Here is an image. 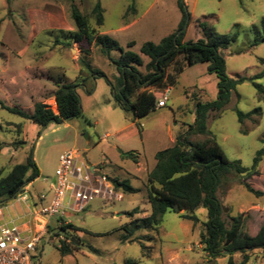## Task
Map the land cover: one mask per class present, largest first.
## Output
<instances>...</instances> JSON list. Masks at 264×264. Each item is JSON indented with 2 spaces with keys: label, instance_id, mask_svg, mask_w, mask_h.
Instances as JSON below:
<instances>
[{
  "label": "rangeland",
  "instance_id": "obj_1",
  "mask_svg": "<svg viewBox=\"0 0 264 264\" xmlns=\"http://www.w3.org/2000/svg\"><path fill=\"white\" fill-rule=\"evenodd\" d=\"M97 1L103 9L102 25H96L92 13ZM181 1L190 14L183 40L201 37L195 19L203 16L217 34H236V40L221 50L226 74L229 78L246 79L237 84L222 108L209 111L207 127L226 156L250 170L256 151L264 149V95H259L252 83L264 87V75L250 79L264 68L260 30L264 0ZM72 5L87 17L93 34H108L124 49L140 54L142 73L148 58L139 52L141 44L157 43L174 32L181 18L177 0H0V99L6 105L27 110L35 102L45 101L56 113L52 98L55 82H76L81 111L78 116L41 126L0 108V142L5 144L0 149V178L15 164L25 162L30 153L39 176L28 182L24 191L28 197L45 194L49 199L59 154L77 150L79 161L93 166L98 176L128 179L138 189L135 193H122L119 200L94 199L80 213L47 218L54 228L71 224L67 238L72 241L57 229L47 231L46 227L33 252V263L126 264L131 260L135 261L133 264H226L227 251L222 250L223 256L211 259L202 250L199 234L208 218L202 206L192 212L198 219L195 223L180 217V213L164 212L157 231L136 233L143 237L142 246L137 241H122V231L116 230L129 221L125 212L138 208L132 218L150 213L146 177L155 163L154 154L171 146L179 133L187 131L194 122L197 102L216 100L217 75L208 71V62L185 66L174 85L148 88L161 94L167 86L171 87L165 106L133 122L115 101L105 77L92 75L81 84L87 74L80 73L79 57L102 71L113 85L117 72L94 43L79 45L69 41L71 44L66 45V32L76 29L70 15ZM130 42L133 45L128 47ZM118 56V51H110L111 58ZM172 71L170 66L167 72ZM159 96H155V102ZM235 110L250 115L239 122ZM204 137L197 134L189 139ZM121 152H132L137 160L124 158ZM256 169L248 181L262 191L261 196L248 192L234 171L225 175L216 192L222 204V218L227 222L228 215L248 213L253 233L264 225V156ZM7 202H0V206ZM61 240L70 243L71 254H60L57 245ZM232 258L240 259V255L235 253ZM248 264H264V257L251 254Z\"/></svg>",
  "mask_w": 264,
  "mask_h": 264
},
{
  "label": "trees",
  "instance_id": "obj_2",
  "mask_svg": "<svg viewBox=\"0 0 264 264\" xmlns=\"http://www.w3.org/2000/svg\"><path fill=\"white\" fill-rule=\"evenodd\" d=\"M177 6L181 12V19L175 31L162 37L157 43L146 41L139 47V52L148 58V62L144 64V73L139 70V66L143 65L140 54L124 49L108 34H93L87 17L74 5L71 6L70 15L76 29L66 32L65 35H68L66 45L94 43L101 53L110 59L117 72L116 85H113L102 71L93 68L84 57H79L80 73L87 74V77L84 76L80 80L81 84L83 85L84 81L92 75L105 77L111 85L115 101L130 115L133 122L155 110V96L160 94H154L148 88L160 89L166 85H174L176 77L185 66L208 62V71L215 72L218 77L216 100L197 102L194 122L188 125L187 131L179 133L171 146L154 154L155 164L146 177V195L151 208L150 213L144 217L132 218L139 212L138 208L125 212L130 219L116 230L122 231V241H137L142 246L143 237L136 233L157 231L164 212L180 213V217L195 223L198 219L192 212L196 207L202 206L207 210L208 215L207 220L203 222L204 231L199 234L202 250L211 259L223 256L221 251L225 250L228 252L226 264H247L252 251L256 249L264 251V225L253 233L250 216L244 212L232 217L228 215L226 222L222 218V204L216 192L225 175L234 171L239 174V182L248 192L261 196L262 191L253 188L248 180L257 173L256 167L264 156V149L256 151L253 165L250 170H247L238 160L231 161L226 156L207 127L209 111L222 108L229 101L231 92L235 90L237 84L246 79L242 76L229 78L226 74L225 59L221 50L236 40V34H217L203 16L195 19V24L201 31V37L195 40H183L184 28L186 21L190 19V14L185 10L181 0H177ZM92 13L96 25H102L103 9L98 1L94 4ZM260 30L261 39L264 42V19L260 22ZM256 43V41L253 42L251 46ZM132 45L133 42H130L128 47ZM111 50L119 52L118 58L110 57ZM84 51L88 52L86 49ZM170 66L173 69L172 74L167 72ZM263 75L264 68L250 79L255 80ZM252 83L257 93L264 95V87L255 81ZM76 85V82H55L56 88L53 94L56 113L50 106L41 102L34 103L33 108L27 110L6 105L0 99V108L41 126L51 121L58 123L81 114L75 91ZM235 111L239 122L250 115L239 110ZM197 134L206 137L196 141L189 139L190 135ZM3 145L5 144L0 142V149ZM121 155L133 161L137 160L132 152H121ZM38 176L39 170L29 153L25 162L15 164L4 177L0 178V202L5 203L15 199L23 192L25 185ZM108 180L118 192L138 191L128 179L108 178ZM47 227V231L57 229L59 233L66 235V239L72 241L71 237L67 238L71 224L62 223L57 228L48 224ZM73 228L76 229V227ZM57 247L62 256L72 253L70 243L65 240H61ZM235 253L240 255L238 261L232 258ZM125 263L133 264L135 261L127 260Z\"/></svg>",
  "mask_w": 264,
  "mask_h": 264
},
{
  "label": "built area",
  "instance_id": "obj_3",
  "mask_svg": "<svg viewBox=\"0 0 264 264\" xmlns=\"http://www.w3.org/2000/svg\"><path fill=\"white\" fill-rule=\"evenodd\" d=\"M170 90V86L164 89L155 108L165 106ZM50 189V198L39 194L24 218H8L6 207L0 206V264H34L33 252L47 227V218L80 213L97 198L110 201L122 197L106 176H98L93 167L79 161L77 150L59 154ZM15 199L26 201L28 196L23 190Z\"/></svg>",
  "mask_w": 264,
  "mask_h": 264
},
{
  "label": "crops",
  "instance_id": "obj_4",
  "mask_svg": "<svg viewBox=\"0 0 264 264\" xmlns=\"http://www.w3.org/2000/svg\"><path fill=\"white\" fill-rule=\"evenodd\" d=\"M180 19H179V21H180ZM133 21H134V19L132 21H130V22H133ZM179 21L177 22V24L179 23ZM128 24H131V23H128ZM55 88L56 87L54 85V88L53 89L55 90ZM52 98L55 101L54 94L52 95ZM37 102H41V103H44V104L46 103L45 101H40V100L37 101ZM37 102H35V103H37ZM55 106H56V104H55ZM155 109H158V108H155ZM169 137H170V141L173 142L174 141V138L172 137L171 131H169ZM1 149H3V148H1ZM154 164H153V166H154ZM91 167H93V166H91ZM93 169H94V167H93ZM36 201H37V194L30 195L26 201H20L18 199H12V200L8 201L4 205L6 207L5 215L8 218L9 217H13V218H15V217H21V218H24V215H26V213L30 209L31 205L33 203H36ZM254 253H257L258 255H261V256L264 257V251L261 250V249H256V250L252 251L251 254H254ZM250 257H251V255H250ZM238 260L239 259H237L235 261H238Z\"/></svg>",
  "mask_w": 264,
  "mask_h": 264
},
{
  "label": "water",
  "instance_id": "obj_5",
  "mask_svg": "<svg viewBox=\"0 0 264 264\" xmlns=\"http://www.w3.org/2000/svg\"><path fill=\"white\" fill-rule=\"evenodd\" d=\"M178 33H179V31L177 32V34H178ZM177 34H176V35H177ZM51 182H53V178H52V181H51Z\"/></svg>",
  "mask_w": 264,
  "mask_h": 264
}]
</instances>
